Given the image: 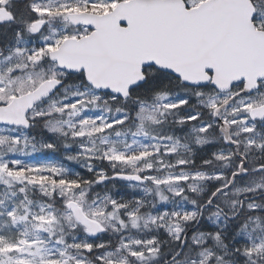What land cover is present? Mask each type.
<instances>
[{"label":"snow or ice","instance_id":"1","mask_svg":"<svg viewBox=\"0 0 264 264\" xmlns=\"http://www.w3.org/2000/svg\"><path fill=\"white\" fill-rule=\"evenodd\" d=\"M0 264H264V0H0Z\"/></svg>","mask_w":264,"mask_h":264}]
</instances>
